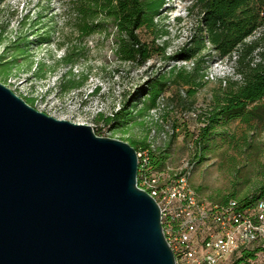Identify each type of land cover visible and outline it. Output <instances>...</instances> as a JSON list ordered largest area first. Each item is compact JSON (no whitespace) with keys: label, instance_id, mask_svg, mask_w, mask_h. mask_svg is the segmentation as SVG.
<instances>
[{"label":"rangeland","instance_id":"1","mask_svg":"<svg viewBox=\"0 0 264 264\" xmlns=\"http://www.w3.org/2000/svg\"><path fill=\"white\" fill-rule=\"evenodd\" d=\"M188 7L184 0H165L154 27L139 32L153 58L131 64L116 56L108 20L99 22L95 34L82 36L65 0H0V83L25 102L33 100L29 106L35 110L90 126L99 137L139 145L146 141L154 148L172 140L162 171L166 181L186 169L189 186L200 200H241L264 180V126L218 119L210 125L209 140H202L200 148L196 144L230 69L225 62L208 60V48L200 55L202 72H192V63L172 59L190 46L196 50L195 42H189L198 32V15ZM67 50L74 60L71 69L61 64ZM200 57L196 61L202 66ZM181 68L185 71L179 77ZM84 78L81 87L69 89ZM154 81L166 88L158 108L148 111L142 91ZM190 113L195 117L183 119ZM103 118L112 121L105 124ZM251 263L264 264V252Z\"/></svg>","mask_w":264,"mask_h":264},{"label":"water","instance_id":"2","mask_svg":"<svg viewBox=\"0 0 264 264\" xmlns=\"http://www.w3.org/2000/svg\"><path fill=\"white\" fill-rule=\"evenodd\" d=\"M137 153L0 83V264H175Z\"/></svg>","mask_w":264,"mask_h":264},{"label":"trees","instance_id":"3","mask_svg":"<svg viewBox=\"0 0 264 264\" xmlns=\"http://www.w3.org/2000/svg\"><path fill=\"white\" fill-rule=\"evenodd\" d=\"M65 1L67 12L74 18L72 20L82 36L95 34L102 20L112 23L116 40L115 54L120 61L144 64L153 58L150 48L140 40L139 32L154 27V21L159 16V10L165 5V0ZM184 1L189 4L188 11H196L198 15V32L189 42L190 45L195 42L196 50L190 46L186 50H180L182 53L180 57L172 59L192 63V72H202L204 58L200 55L208 48L206 55L208 60L216 59L225 62L238 76V79L226 78L220 81V86H223L222 94L216 97L213 110L206 114L208 123L196 144L200 148L202 140H209L210 125L218 119L239 120L244 125L257 122L264 126V0ZM162 51L165 54V49L162 48ZM196 57H200L202 66H199ZM61 64L70 69L74 66V60L68 50ZM184 71V68L179 70V77H182ZM85 80L86 78L80 84H71L69 89H78ZM184 81L186 84L191 83L189 80ZM192 84L201 85L195 82ZM165 88V83L154 81L146 92L142 91L143 103L148 111H155L158 108ZM26 103L32 105L33 100L27 99ZM127 115L128 112L125 111L123 118ZM100 117L103 116L100 115ZM103 121L109 124L112 119L103 118ZM171 142L172 140L166 146L154 149L146 141L140 145L134 141H129L128 144L136 152L148 151L149 166L147 168L152 173L165 170ZM229 200L236 199H225L221 203ZM262 200H264V180L254 193L236 201L242 207H247ZM259 251L261 250L244 251L233 264L254 260Z\"/></svg>","mask_w":264,"mask_h":264},{"label":"built area","instance_id":"4","mask_svg":"<svg viewBox=\"0 0 264 264\" xmlns=\"http://www.w3.org/2000/svg\"><path fill=\"white\" fill-rule=\"evenodd\" d=\"M228 66L227 78L238 79ZM182 117L194 118L195 114ZM150 147L154 149L152 144ZM136 153L140 173L137 186L160 209L163 234L175 264H227L244 251L264 252V200L247 207L236 200L216 204L202 201L191 190L186 169L166 181L165 172H149L147 150ZM245 264H252L251 260Z\"/></svg>","mask_w":264,"mask_h":264}]
</instances>
